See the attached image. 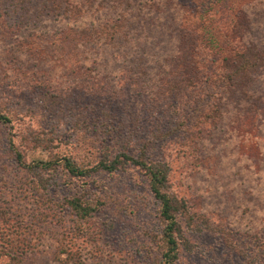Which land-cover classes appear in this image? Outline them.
I'll return each mask as SVG.
<instances>
[{
  "label": "trees",
  "instance_id": "1",
  "mask_svg": "<svg viewBox=\"0 0 264 264\" xmlns=\"http://www.w3.org/2000/svg\"><path fill=\"white\" fill-rule=\"evenodd\" d=\"M187 1L0 0V33L14 45V74L29 66V73L45 75L27 86L32 101L25 104L10 102L7 86L0 88V142L16 168L14 181L0 188V264L32 256L49 264H109L103 223L95 218L112 196L94 175L126 166L144 177L139 199L156 202L158 223L142 232L132 223L126 240L144 232L153 264H182L189 248L180 220L208 228L207 216H191L170 189L169 163L154 150L174 138L182 165L200 170L203 137L224 121L241 157L260 152L264 0H197L194 10ZM219 12L226 13L223 31L238 40L211 71L203 64L219 56L206 46L217 47L220 22L212 15ZM127 96L144 98L146 107L132 112ZM145 111L154 117L148 127ZM23 116L32 123L8 130ZM35 147L46 157L27 162L26 151ZM258 164L250 161L254 170ZM58 168L65 192L54 197L47 185ZM244 195L238 192L239 205ZM256 236L264 258V230Z\"/></svg>",
  "mask_w": 264,
  "mask_h": 264
},
{
  "label": "rangeland",
  "instance_id": "2",
  "mask_svg": "<svg viewBox=\"0 0 264 264\" xmlns=\"http://www.w3.org/2000/svg\"><path fill=\"white\" fill-rule=\"evenodd\" d=\"M183 1L189 4L187 0ZM193 2L197 0H191L189 10H194L193 5L197 3ZM224 14L219 12L212 15V18L219 19L220 27L217 31L219 36L217 47L213 48L211 46L213 44H206L214 54L219 55L218 59L205 58L206 62L203 65L209 67L211 71L217 69L221 57L230 54L232 41L238 40V37L231 35L229 30L223 31L227 19ZM10 42L8 34L0 33V88L7 86L6 97L11 98L10 102L25 104L32 101L27 86L32 85L35 79L41 81L45 75L41 70L29 73V66L21 72L18 71L17 75L14 74L16 55L12 54L15 51H12L14 45L12 46ZM11 72L14 76H9ZM156 90H161V87L158 85ZM37 94H40V90ZM78 97L86 100L84 95ZM127 97L132 112L146 107L143 105L144 98L140 100L132 96ZM158 113L160 112L155 110L153 115ZM143 114V124L148 127L154 117L151 112L145 111ZM29 123H32L31 119L23 116L6 127L12 132H18V127ZM133 124L131 120L126 127L132 128ZM135 128L137 133H140V126L137 125ZM0 130L4 131L2 125ZM123 130H126L125 126ZM233 133L232 130H227L225 122L221 121L212 135H204L201 149L202 166L197 171L185 167L176 157L179 143L174 138L159 142L161 143L159 147L158 143L154 145L157 146L154 153L160 152L159 159L169 163L170 189L178 197L186 200L191 216L192 210H196V215L207 216L208 228L196 226L197 224L187 226L180 220L189 248L181 253L182 264H260L264 260L258 248L261 240L256 236V233L261 235L264 230V145L259 153L243 156V159L233 143L235 137ZM1 134L2 132L0 139ZM62 147L63 144L58 148ZM45 157L46 151L40 147L29 149L25 153L27 162ZM250 161L254 164L259 162L256 170L250 167ZM15 170L14 162L7 155L4 144L0 142V188L4 183L11 184L14 181ZM94 176L112 196L109 206L95 218L97 222L103 223L102 244L111 256L109 264H153L145 255L147 239H143L144 232L141 237L135 235L134 241L126 240V235L132 232V223L139 224L141 232L144 228L145 230L158 228L155 218L156 202L149 197L145 200L139 199L146 192L144 177L131 166H126L112 175L99 173ZM52 177L55 181L49 183L47 188L52 196L57 197L65 192L61 184L63 175L59 168ZM239 191L241 195L245 193V199L240 201V205ZM23 264L49 262L46 257L32 256Z\"/></svg>",
  "mask_w": 264,
  "mask_h": 264
}]
</instances>
